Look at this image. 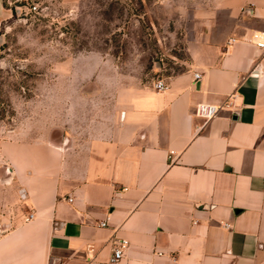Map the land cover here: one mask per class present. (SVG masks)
Returning <instances> with one entry per match:
<instances>
[{
    "label": "crops",
    "instance_id": "0c3cea01",
    "mask_svg": "<svg viewBox=\"0 0 264 264\" xmlns=\"http://www.w3.org/2000/svg\"><path fill=\"white\" fill-rule=\"evenodd\" d=\"M212 5L166 91L71 88L47 139L0 140V264H264V0Z\"/></svg>",
    "mask_w": 264,
    "mask_h": 264
},
{
    "label": "rangeland",
    "instance_id": "374dc122",
    "mask_svg": "<svg viewBox=\"0 0 264 264\" xmlns=\"http://www.w3.org/2000/svg\"><path fill=\"white\" fill-rule=\"evenodd\" d=\"M215 0H5L0 140L47 139L71 88L152 87L186 72Z\"/></svg>",
    "mask_w": 264,
    "mask_h": 264
},
{
    "label": "built area",
    "instance_id": "2783aa9c",
    "mask_svg": "<svg viewBox=\"0 0 264 264\" xmlns=\"http://www.w3.org/2000/svg\"><path fill=\"white\" fill-rule=\"evenodd\" d=\"M195 77L196 79H200L201 75L196 74ZM155 89L158 92H163L166 91L168 87L166 86L165 81L161 80L155 84ZM221 110L222 107L219 106L201 104L198 107L197 115L200 118L205 119L206 121H210L213 118H215ZM31 218H33V216H31ZM106 225H107L106 223L102 224V226H106ZM128 246L129 244L127 241H122L119 245H117L113 251V256L111 257L109 264H118L124 258L125 251L128 248Z\"/></svg>",
    "mask_w": 264,
    "mask_h": 264
}]
</instances>
